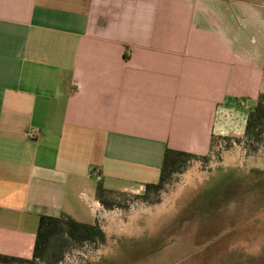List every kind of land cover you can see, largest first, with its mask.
<instances>
[{
	"label": "crops",
	"instance_id": "0c3cea01",
	"mask_svg": "<svg viewBox=\"0 0 264 264\" xmlns=\"http://www.w3.org/2000/svg\"><path fill=\"white\" fill-rule=\"evenodd\" d=\"M262 92L264 0H0V253L99 209L93 179L140 193L167 147L242 137Z\"/></svg>",
	"mask_w": 264,
	"mask_h": 264
},
{
	"label": "rangeland",
	"instance_id": "374dc122",
	"mask_svg": "<svg viewBox=\"0 0 264 264\" xmlns=\"http://www.w3.org/2000/svg\"><path fill=\"white\" fill-rule=\"evenodd\" d=\"M244 144L216 141L208 160L150 192L156 203L121 192L98 209L83 195L72 215L98 222L106 240L71 245L58 264H264V139Z\"/></svg>",
	"mask_w": 264,
	"mask_h": 264
},
{
	"label": "trees",
	"instance_id": "16d2710c",
	"mask_svg": "<svg viewBox=\"0 0 264 264\" xmlns=\"http://www.w3.org/2000/svg\"><path fill=\"white\" fill-rule=\"evenodd\" d=\"M264 92L260 93L256 103L247 114L245 132L240 136H224L221 139L233 138L239 144L253 146L264 139ZM245 140V142H243ZM215 143L212 141V146ZM213 149V148H212ZM192 160H208V155H196L187 151L167 147L160 167V176L156 182L145 184L144 192L137 197L144 201L156 203L159 198H150V192L159 195L166 184L173 178L174 174L183 172ZM121 193L104 186L100 180L96 185V198L106 208H113L115 199L113 194ZM123 193V192H122ZM105 231L98 222L88 223L77 220L69 215H46L39 217L36 239L33 247L32 257H21L0 253V264H58L64 257L66 250L71 245H81L86 242L104 243Z\"/></svg>",
	"mask_w": 264,
	"mask_h": 264
},
{
	"label": "built area",
	"instance_id": "2783aa9c",
	"mask_svg": "<svg viewBox=\"0 0 264 264\" xmlns=\"http://www.w3.org/2000/svg\"><path fill=\"white\" fill-rule=\"evenodd\" d=\"M39 133H40L39 130L32 128V129H30L28 131V136H30V137H36L37 135H39Z\"/></svg>",
	"mask_w": 264,
	"mask_h": 264
}]
</instances>
